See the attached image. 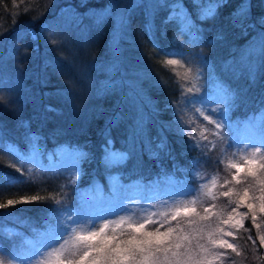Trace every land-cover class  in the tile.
Returning <instances> with one entry per match:
<instances>
[{
	"label": "trees",
	"instance_id": "trees-1",
	"mask_svg": "<svg viewBox=\"0 0 264 264\" xmlns=\"http://www.w3.org/2000/svg\"><path fill=\"white\" fill-rule=\"evenodd\" d=\"M172 5L187 24L172 19ZM62 10L78 24L64 22ZM262 48L264 0H0V261L24 258L30 239L56 225L55 201L81 217L127 183L160 189L195 185L197 172H234L217 149L230 151V137L224 130L211 137L195 106L223 80L235 96L231 127L264 113ZM189 87L186 104L181 89ZM177 113L192 116L186 126L205 156L189 149L188 134L178 135ZM79 150L89 156L77 181L63 163ZM106 153L128 157L106 166ZM257 223L245 218L234 231L237 252L225 250L223 264H264V213L257 211Z\"/></svg>",
	"mask_w": 264,
	"mask_h": 264
},
{
	"label": "snow or ice",
	"instance_id": "snow-or-ice-1",
	"mask_svg": "<svg viewBox=\"0 0 264 264\" xmlns=\"http://www.w3.org/2000/svg\"><path fill=\"white\" fill-rule=\"evenodd\" d=\"M160 7H167L161 4ZM175 16L172 19L181 20L182 23L187 24L188 17L184 16L178 9H172ZM207 14L205 13V16ZM191 29V26H188ZM50 42H54V39ZM264 53V48L261 49ZM164 55H171L165 52ZM179 61L176 59H168V65H175ZM191 71V69H189ZM201 78H204V73H200ZM188 93H192L193 89L189 87ZM222 96L219 100L214 101L218 105H224L222 108H208V115L203 116L205 121L214 125L216 129V136H222V129L228 125L230 120L228 112L231 110L235 102L234 93L230 88L221 89ZM181 96L185 103H189V97L184 95L183 88L181 89ZM170 108H175V102L169 104ZM51 110V109H50ZM199 112L200 110L197 109ZM203 115V113H201ZM212 117H216L213 119ZM178 135L188 134L189 149H195L200 152L201 156L206 154L203 151V144L197 140L194 134L195 130H189L179 113L176 114ZM205 139H207L205 137ZM264 145V140L261 141ZM235 146V145H230ZM158 148L164 149L167 147L166 138H162L157 145ZM259 154L260 158L257 159ZM158 155V154H154ZM171 155V150H169ZM128 157L127 153H120L114 156L112 153L105 154L106 166L113 162L123 163ZM243 163H232L231 168L235 169L231 175V179L225 178V186L235 182V184L225 191L219 193L220 196L229 198L228 205L220 212H213L212 207H205L203 215L197 212L195 207H186L183 209L185 216L195 213L196 217L188 223L191 226V231H185L184 228L177 225L176 227L169 226L166 230L161 231L164 225L168 223L167 213L163 214L162 220H153L152 213L143 219L142 222H131L130 217L119 215L120 219L117 224H123L128 221V231L121 230L118 234L113 230L109 233V217H79L73 216L71 212H67L69 205L61 201H55L56 207L55 217L56 227L61 229L60 238L64 239L59 248H55L56 258L51 261V264H217L225 256V252L220 249L231 250L237 252V245L232 243L226 237H233L234 233L231 229L243 228V221L245 218L251 219L252 224L257 228H261V224L257 223V211L264 213V152L260 147L252 146V151L242 157ZM201 163L199 157L196 158V163L193 167L192 175L196 174V168ZM243 174V179L241 178ZM216 183L215 179L212 181ZM236 185H243L237 189ZM204 187H207L205 185ZM251 190V195H250ZM259 193L257 195L256 193ZM211 195L213 200L217 199L215 194ZM234 197V199H233ZM40 199L34 196L29 201L24 198L22 202H34ZM55 199V198H52ZM199 199V197H197ZM8 205H14L16 202L8 200ZM191 204H196L197 200L190 201ZM235 207H231V205ZM5 207L0 204V208ZM240 207L248 209L247 212H239ZM228 208H231L229 211ZM131 211V209H127ZM67 212V215L65 213ZM181 214L180 209H177L172 214L171 220H176L177 216ZM99 220H103V224H99ZM206 221L207 223H201ZM92 230L78 231L74 225L89 224ZM158 225L153 230H146L148 225ZM225 226L229 230H225ZM251 239V237H249ZM59 242V241H57ZM255 244V241H252ZM259 243L264 246V235L259 236ZM51 255V253H49ZM48 264V262H44Z\"/></svg>",
	"mask_w": 264,
	"mask_h": 264
},
{
	"label": "rangeland",
	"instance_id": "rangeland-1",
	"mask_svg": "<svg viewBox=\"0 0 264 264\" xmlns=\"http://www.w3.org/2000/svg\"><path fill=\"white\" fill-rule=\"evenodd\" d=\"M57 3L58 1H56L55 5ZM172 7L174 8L175 5H172ZM125 10V7L117 10V26L115 27V30H118L122 17L121 15ZM62 12L63 10L61 11V16L63 17L64 22L71 23L76 20V24H78V22L80 21V19H76L74 14L67 13L66 11L62 14ZM181 12L185 16V11L181 10ZM173 14L175 13L172 12V15ZM71 25L74 24L71 23ZM220 85H222L221 88H230L231 91H233L229 84L223 80H219L215 84L211 85V90L208 95L206 94L207 96H204L202 101L199 103L197 102V105L195 106V115L198 116L201 120L204 119L203 116L209 114L208 108L215 109L224 107V105H218L214 103V101L219 100L222 96ZM184 92L186 93V96L190 95L187 90H185ZM197 109H199L200 111L198 112ZM201 113H203V115H201ZM188 116L189 113H184L181 115L186 125L190 123ZM189 117L190 119H192V116ZM212 118L216 119V117ZM209 128L210 130H208L207 133L210 134L211 137H215L216 129L214 125L210 124ZM222 130L226 132V134L231 139L232 145L235 146H232V150L230 149V151L227 145L217 146V149H220L223 155L229 154L231 163H243L242 157L252 151V146L260 147L261 151L264 152V145H262L261 143V141L264 140L263 112L248 117L239 125L235 124L232 125V127L230 126L229 129ZM198 132H201V130ZM88 156L89 155L86 150H79L77 152L71 153L70 155H65L63 165L69 167L72 170L74 179L77 181L83 179L86 174V172H83V169L85 159L87 161ZM256 158H260L259 154ZM204 173L197 172L196 176L198 178V181L195 185H187L185 183L177 181H170V183H167L165 187L160 189H156V187H154L153 185L143 186L138 182L127 183L126 185L120 187V190L119 187H115L113 189L115 194L113 197H107L105 199H100L96 202L93 201V203H89L87 212H83L81 217H109L108 232L111 233L113 232V230H115V232L118 234L121 230L128 231V221H125L123 224L118 225L117 221H119L120 216L115 215L117 213L130 217L131 222H142L144 218L152 213L156 214L153 216V220H162L163 214L167 213L168 223L164 225V228H161V231L166 230L169 224H171V226L173 227L179 225L180 227L184 228L185 231H191V226L188 222L198 217H196L195 213H191L185 216L183 214V209L186 207H195L197 209V212L200 213V215H203V209L205 207H211L215 205V207H212V211L220 212L223 208H225V206L228 205L229 198L220 196L219 193L227 190L235 184L234 181L232 184L227 186H225L224 184L225 178L231 179V175L234 172H222L221 176L216 172L211 175ZM241 178L243 179V174H241ZM213 179H215L216 181L215 184L212 183ZM205 185H207V187H204ZM242 186L243 185H236L235 187L239 189ZM125 192L127 194H125ZM129 193L131 194L132 200H126L129 196ZM206 193L215 194L217 196V199L213 200L211 198V195H206ZM256 194L259 195L258 192ZM96 197L102 198L100 194H98ZM141 197H145L146 200H141ZM197 197H199V199H197ZM194 199L197 200V203L193 205L190 203V201ZM233 206L235 205H231V207ZM127 209H131V211H127ZM177 209H180L181 214L177 216L176 220H171L172 214L175 213ZM228 210L230 211L231 208H228ZM103 223V220H99V224ZM201 223L207 222L202 221ZM157 226L158 225L155 224L148 225L146 230H153L154 227ZM74 227H77L78 231L86 232L92 230L90 227V222L89 224H81L78 226L74 225ZM225 230H229L227 226H225ZM235 230V228L231 229L233 233ZM60 234L61 229L57 228L56 225H54L47 231L39 233L38 236L30 239L31 243L29 245H31V247L26 250L27 253L29 251L30 252L28 254L25 252L24 258L19 260L16 257L11 256L9 257V261H4L6 263L0 261V264H44V262H48V264H51V261L56 258L54 249L59 248L60 244L63 243V240L69 238L68 236H65L63 239H61ZM226 238L229 239V241L231 240L230 237ZM220 251L225 252L224 249H220ZM49 253H51V255H49ZM221 259L222 261H224V257H222ZM217 264H221V260H218Z\"/></svg>",
	"mask_w": 264,
	"mask_h": 264
}]
</instances>
